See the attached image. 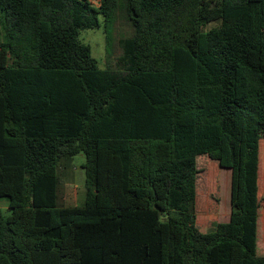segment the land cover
I'll return each instance as SVG.
<instances>
[{
	"label": "trees",
	"instance_id": "obj_1",
	"mask_svg": "<svg viewBox=\"0 0 264 264\" xmlns=\"http://www.w3.org/2000/svg\"><path fill=\"white\" fill-rule=\"evenodd\" d=\"M260 151L264 0H0V264H264ZM78 154L84 204L59 206Z\"/></svg>",
	"mask_w": 264,
	"mask_h": 264
},
{
	"label": "rangeland",
	"instance_id": "obj_2",
	"mask_svg": "<svg viewBox=\"0 0 264 264\" xmlns=\"http://www.w3.org/2000/svg\"><path fill=\"white\" fill-rule=\"evenodd\" d=\"M94 3V2H93ZM95 4V3H94ZM131 30L125 25V23L118 21L114 25V30L112 34L111 41V63H116L117 59L121 56L122 50L119 46V40L122 37L129 36ZM79 39L83 44H86L91 49V56L95 58L98 62L99 68L103 69L106 66V54L105 46L106 39L103 29L102 19H100V27L93 30H82L80 31ZM263 145V144H262ZM262 151V150H261ZM260 151V153H261ZM263 153H261L262 156ZM261 159V158H260ZM85 163V158L82 154H78L72 158L69 165L65 168L59 167L58 170V193H57V203L59 206L64 207H81L84 204L85 198V173L83 165ZM262 165L263 160H262ZM210 175L206 177L207 182H213V177L217 176V181L219 182V192H220V207L217 216L218 222H224L225 219L222 214H230V170L228 169H217L215 166L209 167ZM7 199H0V210L4 216L9 215L10 211L7 206ZM197 210V225L200 229V205ZM228 219V218H227ZM257 240H260V234L258 233ZM257 241V245L258 244ZM260 247H264V242H260ZM257 254L261 256L260 250Z\"/></svg>",
	"mask_w": 264,
	"mask_h": 264
},
{
	"label": "crops",
	"instance_id": "obj_3",
	"mask_svg": "<svg viewBox=\"0 0 264 264\" xmlns=\"http://www.w3.org/2000/svg\"><path fill=\"white\" fill-rule=\"evenodd\" d=\"M260 162H259V174H258V186H259V190L261 191V193L263 194L264 196V169H263V166L261 167L262 165V160H264V156H260ZM263 164H264V161H263ZM220 207V205H219ZM218 213H219V208H218V212L215 216V219L216 221L218 222L217 220V216H218ZM223 217L221 219H225L224 222H221V223H225L228 221L229 219V215L228 213H224L222 214ZM228 218V219H227ZM220 223V222H218ZM258 233L260 234V240L258 241V251L260 250V253H261V256H264V247H260V242H264V209H260L259 211V219H258V231H257V237L258 236Z\"/></svg>",
	"mask_w": 264,
	"mask_h": 264
}]
</instances>
